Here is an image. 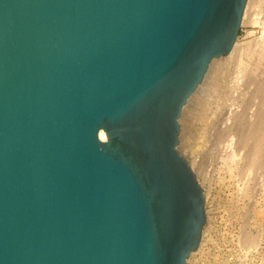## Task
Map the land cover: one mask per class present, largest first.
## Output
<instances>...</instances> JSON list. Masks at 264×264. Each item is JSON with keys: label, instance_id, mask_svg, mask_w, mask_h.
I'll return each mask as SVG.
<instances>
[{"label": "water", "instance_id": "1", "mask_svg": "<svg viewBox=\"0 0 264 264\" xmlns=\"http://www.w3.org/2000/svg\"><path fill=\"white\" fill-rule=\"evenodd\" d=\"M247 3L0 0V264H189L180 118Z\"/></svg>", "mask_w": 264, "mask_h": 264}, {"label": "rangeland", "instance_id": "2", "mask_svg": "<svg viewBox=\"0 0 264 264\" xmlns=\"http://www.w3.org/2000/svg\"><path fill=\"white\" fill-rule=\"evenodd\" d=\"M246 7V16L237 41L244 46L245 44L251 45V43L254 46L264 31V0H248ZM252 40H255L256 43ZM256 52L249 57L241 56L242 66L238 62L240 57L235 59V56L232 57L228 54L223 57L226 62L222 60L223 62L215 63L212 68L210 67L212 72L217 70L215 79L219 81L220 87L219 93L216 94L218 96L211 101L212 109L210 108L211 110L205 114L203 121L197 122L198 115L195 108L199 102L197 100V103H193L192 100L189 107L191 109H186L182 115L181 124L184 123V125H181L183 127L181 128L180 141L184 146L183 153L203 187L207 212V221L202 235L203 241H205L204 248L199 251V246L196 252L194 251L195 255L192 258L189 257L190 262L188 259L189 264H264V166L247 171L248 162H245L247 158L244 157L250 153L247 151H250L254 141L251 140L253 143L250 141L246 146L243 144L245 147L241 146V140L239 141L240 135H242L239 134L240 130L241 132L244 130L243 133H246V128L250 127V122L253 121V115H250L252 114L250 112L253 111L254 114L256 110H259L256 107H261L259 103H261L260 97L262 96H259L261 93L257 91V89L259 90L257 85L260 87L259 84H264V72H261L264 68L257 64L258 60L255 57L258 58V52ZM250 71L254 73L251 74ZM244 72L251 76V80L254 79L252 82L250 80L251 84L248 80L249 75L243 76ZM208 73L211 75L210 72ZM257 79H260L261 82L257 83ZM254 83L257 89H255ZM253 90H256L254 91L256 94L260 93L257 95L258 104H256L258 99ZM190 118L191 120H189ZM227 118L229 121L226 123ZM228 123L236 125L232 127V124ZM239 124H242V127ZM234 129L236 131L239 129L238 133L234 132ZM231 131L232 134H230ZM234 134H237L239 139H236L237 136L233 138ZM232 138L234 141L229 140ZM227 139L232 143H228ZM233 142L237 143V146ZM222 145L230 146V150ZM232 145L234 146L231 147ZM191 147H194L193 151ZM232 148H236L235 161L229 156ZM225 149L229 151H224ZM249 233L257 236V243H253L254 245L256 243L255 246L249 245L245 241V235Z\"/></svg>", "mask_w": 264, "mask_h": 264}, {"label": "bare ground", "instance_id": "3", "mask_svg": "<svg viewBox=\"0 0 264 264\" xmlns=\"http://www.w3.org/2000/svg\"><path fill=\"white\" fill-rule=\"evenodd\" d=\"M247 6V5H246ZM247 8V7H246ZM246 12H247V9H245V12H244V18H245V16H246ZM244 20V19H243ZM264 30V29H263ZM263 33V35L261 36L260 35V40L259 41H257L256 40V42H257V44H254V46H255V48H254V46H253V44L251 43V45L249 44V45H247V44H245V46L244 45H241V42H239V41H236V43L234 44V47L232 48V51L229 53V56H235L236 58L235 59H238V57H240L239 58V61L238 62H240L239 64L241 65L242 63H241V59H242V57L241 56H244V55H246V56H252V54H254V52H258V58H256L255 57V59L256 60H258V62H257V64H259V66L261 65L263 68H264V31H262ZM258 39V38H257ZM254 41V43H256L255 42V40H252V42ZM249 42V41H248ZM251 42V41H250ZM249 42V43H250ZM247 45V46H246ZM257 45V46H256ZM256 52V53H257ZM254 56V55H253ZM256 56V55H255ZM229 58V57H228ZM232 59H234V58H232ZM222 60H224L225 62H226V59H224L223 57H221V58H217V59H215L214 60V62H212V65H211V68H212V66L215 64V63H220V62H223ZM237 61V60H236ZM220 66V65H219ZM242 66V65H241ZM216 67H217V69H218V66L216 65ZM210 68V71H208V72H210L211 73V75H209V73H207V76H206V78H205V80L199 85V87L196 89V91L192 94V96L189 98V101H188V103H187V105L184 107V109H183V111H182V115H184L183 113L186 111V109L188 110V109H191V108H189L191 105H190V103L192 102V100H193V103L194 102H196L197 100H198V104H197V106H196V104H195V106H196V114L198 115H196L197 116V118H195V119H197V122H199V121H203V117L205 118V114H207V112L209 111V110H211L212 108L210 107V105H211V101H212V99H215L217 96H216V94L217 93H219V89H220V87H219V81H216V79H215V75H216V72H217V70L215 71V70H213V72H212V69ZM244 68V67H243ZM243 68H241V69H243ZM215 69V68H214ZM245 69V68H244ZM248 68H246V70H247ZM254 70V69H253ZM257 70V69H256ZM258 70H260V68L258 67ZM248 71V70H247ZM255 71V70H254ZM251 72V71H250ZM260 72V71H259ZM261 72H264V70L262 71L261 70ZM243 73V72H242ZM254 72H251V74H253ZM258 73V72H257ZM245 74H247L246 72H244V74H243V76L245 75ZM256 74V73H255ZM254 74V75H255ZM259 75H260V73H258ZM209 75V76H208ZM242 75V74H241ZM247 75H249V74H247ZM253 75V76H254ZM261 75H263V74H261ZM242 76V77H243ZM256 76H257V74H256ZM245 77V76H244ZM248 76H246V78H247ZM261 77V76H260ZM209 78V79H208ZM241 78V77H240ZM249 78V79H248ZM247 79L249 80V83H250V78H251V76L249 75V77H248ZM253 78H256V77H253ZM257 78H258V76H257ZM244 79V78H243ZM246 79V80H247ZM261 79H262V77H261ZM264 79V78H263ZM247 80V81H248ZM254 79H252L251 80V82L253 81ZM244 81V80H243ZM256 81H258L257 83H259V82H261V80L259 79H257ZM244 82H246V81H244ZM255 82V81H254ZM251 84V83H250ZM255 84V83H254ZM247 85V84H246ZM259 85H261L260 87H258V85H257V88H259V90L256 88V84H255V89H257V91H259L260 93H261V95H259V96H262V97H260L261 98V103H259V104H261L260 106V108H258L259 106H257L256 108L257 109H259V110H256L255 111V113L253 114V111L252 112H250V113H252V114H250V115H253V118H252V120L253 121H249L251 124V126L250 127H248V128H246V125H245V128L248 130H246V133H243V131L241 132V130H240V133L239 134H242V135H240L241 137H240V139L238 138L239 136L236 134H234V136H233V138L234 137H236L237 136V138L236 139H239V141L242 143L241 144V146L244 144L245 146L251 141V140H253L254 141V144H252V146H254L253 148H252V146H251V149H249L250 151H247L249 154H247V156L246 157H244V158H247L246 160H245V162L248 164V167H247V165H245L248 169H247V171H252V170H255V169H257V168H259V166H264V161H262V159H264V84H259ZM221 86V85H220ZM254 91H256V90H253V92ZM255 94H256V92H254ZM260 93H257L256 94V98H257V95L258 94H260ZM221 94V93H220ZM220 94H219V96H220ZM258 96V97H259ZM258 100H257V102H256V104H258V101H259V98H257ZM197 103V102H196ZM192 104V103H191ZM194 106V107H195ZM188 107V108H187ZM211 108V109H210ZM232 111H233V109H232ZM187 113V112H186ZM232 113V112H231ZM192 114H193V112H192ZM191 114V115H192ZM230 117H232V115H229ZM183 116H181V118H180V124H181V120L183 121V118H182ZM186 117V116H185ZM189 117V116H188ZM228 117V116H227ZM238 117V116H237ZM236 117V118H237ZM249 117H251V116H249ZM187 118V117H186ZM188 119V118H187ZM189 120H191V118L189 119ZM192 121H193V119H192ZM196 121V120H195ZM194 121V122H195ZM229 121V119L227 118V120H226V123ZM197 122H196V125H197ZM242 123V122H241ZM244 123V122H243ZM199 124V123H198ZM229 125H231L230 123H228ZM181 125H184V123L183 124H181ZM229 125H228V127H229ZM233 125H236V124H232V127H233ZM238 125V124H237ZM239 125H241L240 127H242V124H239ZM183 126H181V128H182ZM231 127V126H230ZM235 127V126H234ZM199 128V127H198ZM238 128H239V126H238ZM243 128H244V125H243ZM199 129H201V127L199 128ZM235 130V129H234ZM238 131H239V129L236 131H234V132H237L238 133ZM245 132V131H244ZM180 133H181V131H180ZM201 133V132H200ZM230 134H232V131H231V133ZM99 135H100V138L101 139H105L106 138V134H105V132L103 131V130H100V133H99ZM220 135V134H219ZM217 137H218V135H217ZM220 137H221V135H220ZM230 137H232L231 135H230ZM219 138V137H218ZM233 138L232 139H229V140H233ZM217 139V138H216ZM221 139V141H222V137L220 138ZM220 139H218V140H220ZM235 139V140H236ZM224 140V139H223ZM228 140V139H227ZM227 140H225V141H227ZM228 140V141H229ZM224 141V142H225ZM227 141V142H228ZM234 141V140H233ZM231 141H229L228 143H230ZM252 142V141H251ZM227 143V144H228ZM232 143V142H231ZM253 143V142H252ZM222 144H224V143H222ZM233 144H234V142H233ZM237 144V143H236ZM236 144H234V145H236ZM229 145H231V144H229ZM234 145H232L231 147H233ZM243 145V147H245ZM223 147H225L226 146V143H225V146L224 145H222ZM228 146V145H227ZM237 146V145H236ZM241 146H239V147H241ZM192 148V147H191ZM225 148H229V150H230V146H228V147H225ZM242 148V147H241ZM250 148V147H249ZM179 149H180V151H181V153L182 154H184L183 152H184V146H183V143H181V141H180V145H179ZM223 149V148H222ZM236 149V148H235ZM235 149H233L232 148V150H231V153H230V157L235 161V157L237 156V153H235ZM192 151L194 150V147L191 149ZM228 150V151H229ZM248 150V149H247ZM223 151V150H222ZM224 151H227L226 149L224 150ZM227 151V152H228ZM233 151V152H232ZM192 153V152H191ZM195 162H196V158L194 159V161H193V163L195 164ZM246 167H245V169H246ZM264 168V167H263ZM260 169H262V168H260ZM246 235H248V236H246ZM245 235V237H246V242H247V244H249V245H252L254 242H256L257 241V236L255 235V236H253V235H251L250 233L249 234H246ZM204 239L202 238V241H201V243H200V247H199V251L200 250H202L203 248H204V245H205V241H203ZM257 243V242H256ZM256 243H255V245H256ZM254 245V244H253ZM254 245V246H255ZM196 252V251H195ZM200 253V252H199ZM195 255V253L193 252L192 254H191V256H190V258H192L193 256ZM190 258H189V262H190Z\"/></svg>", "mask_w": 264, "mask_h": 264}]
</instances>
